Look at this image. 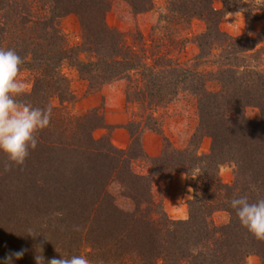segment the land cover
I'll return each mask as SVG.
<instances>
[{"label":"trees","instance_id":"trees-1","mask_svg":"<svg viewBox=\"0 0 264 264\" xmlns=\"http://www.w3.org/2000/svg\"><path fill=\"white\" fill-rule=\"evenodd\" d=\"M113 1L0 0V48L16 50L25 61L22 72L31 75V89L18 99L53 106L50 126L39 132L23 165L9 170L11 162L0 152V257L26 249L15 264H36V255L80 254L93 264H246L257 254L264 264V240L230 207L234 197L264 199V29L255 31L251 13L246 33L221 28L227 11L245 7L243 0H221V9L214 0H167L162 33L151 43L137 33L130 43L107 22ZM126 1L135 13L154 6L152 0ZM70 14L81 23L80 45H70L59 25ZM194 18L206 29L195 36L198 54L183 61L170 53L183 49L180 34ZM67 63L93 91L117 79L131 82L126 95L142 114L125 125L128 147H117L111 133L95 137L96 129L113 128L97 108L73 112ZM181 95L191 96L198 112L183 148L164 134L154 114ZM249 107L259 109L260 119L247 116ZM146 130L163 136L160 155L146 153ZM205 137L212 139L209 154L199 152ZM137 160L148 161L149 170L137 171ZM227 161L236 165L233 183L219 176ZM179 171L197 175L204 186L188 201L186 219L171 218L154 192L158 180ZM220 210L229 214L226 223L214 220Z\"/></svg>","mask_w":264,"mask_h":264},{"label":"rangeland","instance_id":"rangeland-1","mask_svg":"<svg viewBox=\"0 0 264 264\" xmlns=\"http://www.w3.org/2000/svg\"><path fill=\"white\" fill-rule=\"evenodd\" d=\"M152 3L154 6L151 10L135 13L128 1L114 0L107 13V22L111 27L126 33L130 43H133V36L137 33H140L146 42L151 43L153 35L162 33L160 27L165 26V22L159 19L160 14L166 10L167 0H152ZM243 3H245L244 8L234 7L227 11L222 18L221 28L231 35L237 36L247 32V28H249L247 13H251L257 18L253 23L255 31L259 32L264 29V0H243ZM214 6L221 9L224 7V3L221 0H214ZM59 25L67 35L70 45H80L82 43L81 23L75 14L63 17L59 21ZM205 29L206 22L203 19H192L189 28L183 29L180 34L182 38H185L183 49L173 50L170 54L180 57L183 61L194 58L199 52L195 36L205 31ZM253 36L255 37V34ZM262 45H264V42L259 47ZM82 57L84 59L88 58L86 53H83ZM260 60L261 65L264 67V51ZM63 70L71 79V88L76 95V101L72 106L73 112L83 114L90 109L97 108L103 114L105 122L113 128L111 132L107 128H98L94 131L95 137L99 138L104 134L111 133V139L117 147H128L131 143V137L125 147L118 146L115 143L114 133L120 124L111 123L109 120H119L123 115L127 116V122L124 124L126 128L125 125L129 121L138 120V115L142 114L140 105L129 100L126 95V89L131 85V82L127 79H117L104 84L99 90L93 91L89 89V82L81 77L74 66L67 63L64 65ZM21 78L29 84L30 90L32 81L29 72H21ZM134 78H137V75H134ZM93 94H101V98H98L97 105L89 107L87 98H90ZM154 110L157 121L162 124L164 134L170 138L175 146L185 147L198 124V112L194 99L191 96L181 95L169 104ZM246 114L252 120L260 119V111L257 107L247 108ZM142 142L146 153L150 156L161 154L164 144L161 134L146 130L142 134ZM211 145L212 139L205 137L200 144L199 152L209 154ZM147 147L151 151H158V153L156 155L150 154ZM135 168L137 171L145 173L149 170L150 164L146 160H137ZM235 172L236 165L233 161H227L219 167V176L225 183H233ZM203 187V181L197 175L179 171L169 179L158 180L155 183L154 192L156 197L164 204L165 210L171 218L186 219L189 216L188 201L193 198L196 192L203 190ZM213 217L217 224H223L229 220V214L224 210L216 211ZM246 264H262V260L257 254H250L247 257Z\"/></svg>","mask_w":264,"mask_h":264},{"label":"clouds","instance_id":"clouds-1","mask_svg":"<svg viewBox=\"0 0 264 264\" xmlns=\"http://www.w3.org/2000/svg\"><path fill=\"white\" fill-rule=\"evenodd\" d=\"M24 59L14 49L0 48V152L12 164L23 165L38 146L39 132L50 126L52 105L35 107L18 99L29 91V84L21 78ZM230 207L240 223L259 240H264V199L250 202L245 196L234 197ZM29 236L36 237L31 231ZM26 249L11 251L0 257V264H15L24 257ZM36 264H91L83 254L70 258L35 256Z\"/></svg>","mask_w":264,"mask_h":264},{"label":"crops","instance_id":"crops-1","mask_svg":"<svg viewBox=\"0 0 264 264\" xmlns=\"http://www.w3.org/2000/svg\"><path fill=\"white\" fill-rule=\"evenodd\" d=\"M98 98H101V94H93L90 98H87L90 106H95L98 104ZM111 123H119L120 126L117 128V130L114 133V141L118 146L125 147L129 143L130 136L127 131V129L124 127V124L127 122V116H124L119 120H109ZM147 150L150 154L156 155L158 151H151L148 147Z\"/></svg>","mask_w":264,"mask_h":264}]
</instances>
